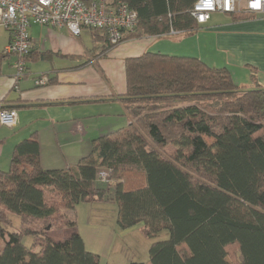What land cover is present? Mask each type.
Returning a JSON list of instances; mask_svg holds the SVG:
<instances>
[{
    "label": "trees",
    "instance_id": "16d2710c",
    "mask_svg": "<svg viewBox=\"0 0 264 264\" xmlns=\"http://www.w3.org/2000/svg\"><path fill=\"white\" fill-rule=\"evenodd\" d=\"M113 1L138 16L121 42L202 27L191 13L197 0ZM228 15L240 21L256 14ZM92 31L95 41L100 33L108 39ZM251 71L256 88L245 89L229 68L197 56L147 51L126 58V127L92 139L87 155L61 169L41 165L33 133L0 169V242L8 236L0 264H101L65 212L96 202L115 204L123 229L142 222L147 238L168 232L152 243L147 261L130 264H264V86ZM101 170L113 187L97 181ZM9 213L19 217L18 230L7 229ZM65 227L64 240L50 236ZM25 236L33 238L30 247Z\"/></svg>",
    "mask_w": 264,
    "mask_h": 264
},
{
    "label": "crops",
    "instance_id": "0c3cea01",
    "mask_svg": "<svg viewBox=\"0 0 264 264\" xmlns=\"http://www.w3.org/2000/svg\"><path fill=\"white\" fill-rule=\"evenodd\" d=\"M221 14L226 15L224 23L209 26L207 30V34L214 36L212 48L238 58L249 71L251 82L254 68L258 82L263 85L259 74H264V16L234 21L228 14ZM30 35L32 55L26 61V73L17 79L16 56L6 51L10 33L0 25V109L17 111L15 125L0 123V169L3 170L10 165L15 145L33 133L38 135L41 165L45 169H61L77 163L91 151L92 139L130 123L120 99L126 91V58L147 51H176L182 46L181 40L189 36L172 34L127 39L107 48L111 44L109 40L100 33L95 41L90 29H84L77 38L66 28L34 25ZM166 38L171 42L163 46L161 40ZM42 74L50 80L44 86L35 83V78ZM86 204H78L69 211L70 215L78 219L80 209L86 208ZM105 204L88 203L94 211V221L98 218L96 213L104 209L99 206ZM111 205V211L117 216L115 204ZM77 228L87 249L101 255L102 264L103 256L114 248L113 235L95 229L88 237ZM131 262L144 260L128 258L125 264Z\"/></svg>",
    "mask_w": 264,
    "mask_h": 264
},
{
    "label": "built area",
    "instance_id": "2783aa9c",
    "mask_svg": "<svg viewBox=\"0 0 264 264\" xmlns=\"http://www.w3.org/2000/svg\"><path fill=\"white\" fill-rule=\"evenodd\" d=\"M248 12L264 16V0H197L192 15L200 25H206L214 13ZM138 24L136 11L125 2L93 0H0V25L10 33L6 51L16 56V78L26 73L25 55L33 48L30 28L34 25L66 28L74 37L84 29L103 30L111 44H119L123 36ZM174 33V32H172ZM48 77L37 76L35 83L48 84ZM17 111L0 110V123L13 126ZM109 172H98L97 181L108 183Z\"/></svg>",
    "mask_w": 264,
    "mask_h": 264
},
{
    "label": "rangeland",
    "instance_id": "374dc122",
    "mask_svg": "<svg viewBox=\"0 0 264 264\" xmlns=\"http://www.w3.org/2000/svg\"><path fill=\"white\" fill-rule=\"evenodd\" d=\"M225 19L226 15L224 14H213L212 20L208 25H202L201 29L197 33L189 35L187 40H181L183 43L181 41L179 42L182 43V46H180L178 50L166 52L177 55H196L211 66H226L232 71L233 77L238 85L244 86L245 89H255L256 85L249 80V71L239 63L240 61L238 58H236L233 54L217 52L212 48L214 36L212 37L210 34H207L208 27L223 24ZM161 41L163 46H167V43L171 42V40L167 38ZM259 80L264 85V74H259ZM208 141L210 143L212 142L211 139H208ZM110 181H112L110 183H112L111 187H113L114 182L111 180V176ZM105 205L106 206H99L100 208L104 207V209H101L98 211L99 213H96L98 218L95 219L97 220L94 221V219H92L94 211L88 204L84 205L86 208L80 209L79 217L77 219L79 224L78 227L88 237L94 234L93 232L95 229L98 231L101 230V232L105 233V235H107V233H109V235H113L114 248L112 251L108 252L106 256H103L102 264H125L128 258L131 259L138 257H140L141 260L147 261L150 256L149 251L152 243L168 238L169 235L166 230L159 233L156 238H147L142 232V222L126 229L121 228L117 224L115 212L113 213V211H111V203H107ZM65 212L71 216L69 211ZM7 217V229L10 231L16 229L18 230L20 227L19 217L11 213H9ZM70 231L71 230L68 227L56 229L50 231V236L55 240H64L70 235ZM7 241L8 236H6L4 243ZM23 242L27 247H30L33 242V238L31 236H25ZM4 243L3 241L0 242V248ZM230 253L232 255V259H235L238 262L239 251L233 247L230 249Z\"/></svg>",
    "mask_w": 264,
    "mask_h": 264
}]
</instances>
